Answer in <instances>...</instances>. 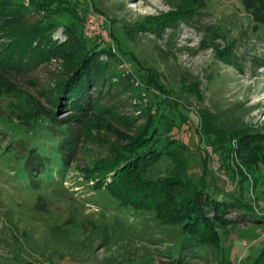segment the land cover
Wrapping results in <instances>:
<instances>
[{
  "label": "rangeland",
  "instance_id": "rangeland-1",
  "mask_svg": "<svg viewBox=\"0 0 264 264\" xmlns=\"http://www.w3.org/2000/svg\"><path fill=\"white\" fill-rule=\"evenodd\" d=\"M64 3L66 7L49 12L37 8L35 0H0V56H5L10 45L22 49L27 35L19 30L20 35L13 37L18 29L10 27V11L39 20L45 26L43 31L55 28L52 39L59 43L78 37L88 11L79 15L73 11L74 2ZM86 6L105 22V30L97 36L99 43L108 47L101 57L112 61L118 76L115 79L126 86L128 97L122 95L124 101L110 114L103 108L101 116L91 117L86 130L89 143L70 171L60 177L56 166L52 171L55 178L47 177L40 183L39 175L23 167L22 152L18 150V155L7 148L25 144L33 133L19 116L33 102H41L59 120L69 119L67 110L59 112L49 106L48 92L43 89L49 90L50 83L53 87L55 76L63 70L64 51L30 71H24L18 62L15 66L0 58L1 66L13 69L10 80L17 88L14 96L0 100V264H178L182 257L178 258L181 225H160L155 212L122 210L109 191L92 189L98 180L85 181L78 169L94 168L90 165L103 151L95 147V137L106 145L121 147L139 137L136 132H142L143 109L148 110L151 91L156 88L168 93L173 107L179 105L185 113L194 114L190 126L174 133L188 144L182 147L190 159V175L197 181L203 174L196 149L201 131L197 129V133L191 125L200 121L199 129L216 133V147L231 150L225 166L229 163L238 175L231 181V172L213 169L205 178L207 188L224 190L228 195L239 192L255 204L258 216L220 230L215 243L193 248L184 264L255 260L264 246V204L259 206V202L264 203V165L255 174L249 170L253 175L247 187L241 186L239 178L243 172L249 174L241 151L249 150L247 146L256 152L264 148V26H256L243 0H91ZM118 43L125 49H118L120 56L115 53ZM144 73L146 77L141 76ZM9 126L17 127V132ZM141 141L136 150L144 151L153 142L143 137ZM238 146L241 151H237ZM175 158L174 167L173 161L162 162L161 179H173L177 170L185 173L187 161L181 153ZM257 174L260 182L255 183L253 176ZM114 175L106 178L107 184L113 182ZM134 176L135 182L141 180V175ZM144 185L152 193L159 187L148 181ZM189 190L193 193L195 186ZM182 205L185 203L176 207ZM150 231L160 235L152 237Z\"/></svg>",
  "mask_w": 264,
  "mask_h": 264
},
{
  "label": "trees",
  "instance_id": "trees-1",
  "mask_svg": "<svg viewBox=\"0 0 264 264\" xmlns=\"http://www.w3.org/2000/svg\"><path fill=\"white\" fill-rule=\"evenodd\" d=\"M68 1L70 4L74 2L73 11L79 15L81 11H90L86 5L88 1L91 3V0ZM35 4L37 8L42 7L49 12H55L58 11L59 7L67 6L64 0H35ZM243 5L256 26H264V0H243ZM9 13L10 27L16 32V28L18 29L13 37L19 36L21 30H25L27 35L23 41L22 49H13L10 45L9 48L12 47L13 50L9 48L5 50L3 54L5 56H0L2 62L10 61L15 66V63L18 62L22 64L24 71H30L35 66H39L40 63L44 64L51 59H57V55L64 51L63 70L55 76L56 82L53 87L50 83L49 90L44 87L43 89L48 92L47 103L49 106L59 109V112L67 110L70 115L69 119L59 120L56 113L44 108L41 102H33L29 109H22V115H19L21 120L25 122L24 125L26 126L24 127L31 129L33 133L25 140V144L15 143L12 147L7 148L17 151L18 155H20L18 150L21 151L24 155L23 167L30 174L39 175L41 178L39 182L42 183L47 177L51 180L56 175L63 177L66 170L70 171L74 163L79 162L77 158L81 149L86 148L89 143L86 130L91 117L101 116L104 112L100 109L103 108L106 114H110L116 106L124 101L122 95L126 97L128 95L126 94V86L118 83L115 79L118 76H115L113 72L112 61L111 63L108 59L104 61L101 57L103 52L108 50V47H104L102 42L99 43L98 37H89L86 34L85 24L78 37L74 36L72 39L59 43L52 39L55 28L48 30L44 28L43 31L45 26L39 20L33 21L29 17L22 18V12L17 14L10 11ZM2 25L0 20V27H3ZM66 30L71 31L67 27ZM118 49L125 51L121 43L117 44V51L115 52L117 55H119ZM123 54L126 55V52ZM1 65L0 100L14 96L17 92L15 84L10 80V70L13 69L7 70ZM141 76L146 77V74ZM151 92L148 110L143 109L142 132H136L139 137L131 140L129 144L123 147L106 145L103 140L95 137L92 140L95 141V147L99 151H103L90 165L94 168L78 167V169L83 173L85 181L94 178L98 180L92 189L96 188L99 192L109 191L122 210L155 212L158 224L181 225L180 234L182 238L178 248V258L182 257L180 261L178 258L177 260L179 261L178 264H184L186 263L185 256L189 251H192L196 246L215 243L214 239L220 238V230L225 231L243 219H255L258 216L255 212V204L244 200L239 192V194L232 192L231 195H228L223 192V189L220 192L213 188H207L209 184L205 178L211 174L213 169L226 174L231 172L228 178L231 181L238 175L236 169L233 170L229 163L227 168L225 166L224 160L229 158L231 150L216 147L214 142L217 139L214 137L216 133L199 129L200 121L197 124L193 121L191 125L195 127L196 132L197 129L201 131V135L197 134L199 139L196 142V149L203 174L197 181L190 175L192 169L190 168V159L186 149L182 147V145L188 147V144L175 138L174 133L186 125L190 126V117H193L194 114L192 112L185 113L179 105L173 107L171 97L168 96L167 92L157 88L156 91ZM109 103L111 105H108ZM117 108L119 110V107ZM122 117L126 118V115ZM42 121L44 124L40 125ZM123 125L127 127L126 123ZM14 126L16 125L14 124ZM13 127L9 126V130L17 132V127ZM142 137L145 141L153 142L145 150L143 149L144 151L140 150L141 148L136 150L142 143ZM1 139L0 135V141ZM117 147H119L118 153ZM247 147L250 149L246 152L241 151V146H238L237 151H241L240 158L245 164V171L253 170L255 174L258 172V167L264 165V148L262 152H256L250 146ZM180 153L183 155L182 159L187 161L184 176L177 170L178 173H174L173 179H161L162 162L165 161V164L173 161L175 162L174 167L177 162L175 157ZM201 162L202 164H200ZM56 166L59 170L58 174L54 176L52 171ZM241 171L243 170L241 169ZM113 173H115L112 177L113 182L107 184L106 178ZM135 174L141 175V180H137L138 182H135ZM250 174L252 173L249 172L247 175L243 172L240 174L239 181L244 188L248 186ZM185 176L189 177L190 181ZM253 177L255 183H258L260 175L257 174ZM201 179H203V183ZM147 181L159 185L156 188L157 192H149L146 185L142 187ZM191 186H195L193 193L189 190ZM256 187L259 189L261 186ZM258 189L256 193L260 194ZM185 198H187L186 201ZM180 199L183 201L180 202ZM179 203H185V205L177 208ZM262 204L264 203L259 202L260 207ZM233 217L235 218L232 219ZM159 233L150 231L152 237L160 235ZM244 264H264V246L255 260L249 263L244 262Z\"/></svg>",
  "mask_w": 264,
  "mask_h": 264
},
{
  "label": "built area",
  "instance_id": "built-area-1",
  "mask_svg": "<svg viewBox=\"0 0 264 264\" xmlns=\"http://www.w3.org/2000/svg\"><path fill=\"white\" fill-rule=\"evenodd\" d=\"M104 24V20L90 10L85 19L86 34L91 38L99 36L105 30Z\"/></svg>",
  "mask_w": 264,
  "mask_h": 264
}]
</instances>
